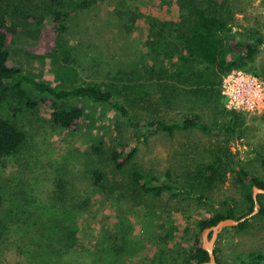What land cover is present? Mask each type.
<instances>
[{
    "label": "rangeland",
    "instance_id": "1",
    "mask_svg": "<svg viewBox=\"0 0 264 264\" xmlns=\"http://www.w3.org/2000/svg\"><path fill=\"white\" fill-rule=\"evenodd\" d=\"M88 1L85 9L67 4L62 8L69 15L54 55L50 52L56 37L50 34L56 25L52 16L43 17L46 8L40 0L0 3V12L12 29L10 58L15 66L54 82V70L60 66L76 68L79 83L114 81L133 117L131 122L100 107V126L82 125L71 131L53 125L52 108L30 110L11 97L15 105L0 103V114L28 133L19 153L0 163V264H37L39 260L42 264H188L196 241L203 240L201 220L226 215L230 210L237 216L248 211L246 189L237 172L244 169L264 181V168L257 155L264 153V112L228 108L221 88L228 72L196 61H191L188 69L197 75L186 74L174 84L155 76L138 81V73L170 64L163 53L157 58L147 48L145 16L178 21L176 0L164 1L171 3L169 6H162L160 0ZM11 3L20 11L11 8ZM226 7L232 35L238 40H247L250 33L263 36L254 59L245 68L264 78V0H228ZM123 21L129 31H125ZM131 85H141L149 95L143 100L124 89ZM196 116L215 129L194 127L169 133L147 131L145 127L154 118L173 122ZM137 120L138 126L134 124ZM230 122L236 129L234 135L216 129ZM97 137L109 147L132 144L135 159L124 170H113L107 160L96 159L89 152V144ZM212 165L217 173L198 174ZM95 166H105L112 173L118 184L114 190L77 191L76 203L68 197L66 202L54 197L61 180L75 183L78 179V187L91 186L90 173ZM136 170L174 188L159 194L145 192L133 181ZM31 190L44 201L50 196L66 205L79 204L87 197L89 208L73 222L55 221L56 232L47 227L27 234L23 229L27 216L22 212H27L34 201L29 196ZM260 196L264 203V193ZM258 203V211L246 219L244 229L228 227L220 234L215 249L223 264H264V214L259 213L262 205ZM119 215L123 217L118 219ZM52 222L50 219L48 226ZM256 255L262 258L256 259Z\"/></svg>",
    "mask_w": 264,
    "mask_h": 264
},
{
    "label": "trees",
    "instance_id": "2",
    "mask_svg": "<svg viewBox=\"0 0 264 264\" xmlns=\"http://www.w3.org/2000/svg\"><path fill=\"white\" fill-rule=\"evenodd\" d=\"M9 0H0L3 3ZM45 5L46 11L43 17L50 15L56 28L50 34L51 38L56 37L55 46L51 50V54H56L57 45L61 33L66 30V19L69 15L62 8L67 4L73 9H85L89 6L88 0H40ZM162 6H169L171 3H165L166 0H160ZM180 11V19L178 21H163L155 16H145L148 25V39L146 46L158 58L161 53L170 60L169 66H157L148 70L146 74L138 73L136 78L138 81L150 79L151 77H159L175 83L181 81L186 74L191 76L197 75L192 72L188 66L191 61L205 64L214 69H219L224 72H230L237 69H245L246 65L252 61L257 52V44L263 40V36L257 33H250L247 40H238L232 35L230 27V17L228 14V0H176ZM11 8L19 10L18 5H9ZM213 7V8H211ZM20 11V10H19ZM42 17V18H43ZM123 20V15L121 16ZM124 22V21H123ZM125 31H129L130 27L124 22ZM12 29L9 25L4 13L0 12V103L10 105L13 103L9 98L18 100L21 104L30 110H38L40 107L52 108L50 113V121L54 126L63 129L77 131L82 125L87 127H98L100 121V107H105L108 110L115 112L119 117L125 120H132V112L127 104V99L123 97L119 85L116 82H97L83 81L78 82L79 72L74 67H66L54 70L56 82L53 79L39 78L25 72L22 68L14 65L10 58ZM46 43V42H45ZM205 81V80H204ZM207 79L205 84L209 83ZM167 85L168 82H167ZM130 93L139 94V98L145 100L149 95L141 85L125 86ZM127 90V91H128ZM168 91V90H167ZM171 96V94H169ZM142 97V98H141ZM138 98V97H137ZM71 101H79L76 104L69 103ZM92 106H90V105ZM17 111V106H15ZM18 112V111H17ZM136 126L140 125L139 121H135ZM147 131H168L173 133L176 129H191L200 127L204 130L212 131L215 129L208 126L199 117L184 118L179 121L168 122L161 118H154L145 123ZM225 130L229 134L234 135L236 129L233 123L230 122L227 126L216 128ZM27 130L14 121L13 119L5 118L0 114V163L8 157L19 153L27 139ZM89 152L96 159H105L108 165L113 166V170H124L133 162L136 156V148L129 143H117L112 147L106 144L102 137L92 139L89 144ZM229 156H232V151L229 150ZM262 167L264 168V153L257 152ZM201 169V168H200ZM217 167L214 165L207 166L198 171V174L203 176L207 172L212 171L217 173ZM114 172V171H112ZM239 181L245 186L246 197L249 203V209L243 216H237L234 210H230L226 215L218 214L208 220L199 222L200 230H203L211 225H215L221 219L226 217L240 219L254 211L256 201L253 198L252 187L257 185L264 189V181L256 176H252L244 169L238 172ZM62 175H64L62 173ZM110 171L105 169V166H95L90 173V185L86 187H78V179L75 183L72 180H61L57 182L54 191V197L66 202V197L75 202V195L78 191L98 192L99 189L111 191L115 189L116 181ZM77 178L76 176H74ZM133 181L144 189L145 192H154L159 194L164 189L174 188L172 184H160L157 177L150 175L145 176L138 170L133 173ZM71 187L73 189H67ZM178 191H186L183 188H177ZM32 201L27 212H22L27 217L23 224L25 233H31L36 228L41 230H49L56 232L55 221L60 219L68 222L75 221V218L84 210H88L90 200L87 197L80 199L79 204L72 203L66 205L59 200H52L49 196L47 201H44L41 196L29 192ZM82 196V195H81ZM3 197L0 193V205ZM258 202L262 205L260 214H264V203L261 202V196L258 197ZM116 204V205H115ZM115 208L119 204L115 203ZM117 211V210H116ZM122 212V211H121ZM122 215L118 216L122 218ZM53 219V224L48 226V221ZM30 221L31 223H28ZM248 224L245 220L235 226L240 230L244 229ZM45 225V226H44ZM48 229V228H47ZM48 231V230H47ZM56 235V233H55ZM57 239V236L56 238ZM216 250V249H215ZM217 254V251H216ZM256 259H261V255H256ZM187 263L209 260L208 252L202 248L200 239L196 241V245L187 258ZM218 264H223L217 255ZM37 264H42L41 260ZM194 264V263H193Z\"/></svg>",
    "mask_w": 264,
    "mask_h": 264
},
{
    "label": "built area",
    "instance_id": "3",
    "mask_svg": "<svg viewBox=\"0 0 264 264\" xmlns=\"http://www.w3.org/2000/svg\"><path fill=\"white\" fill-rule=\"evenodd\" d=\"M221 88L228 108L252 114L264 112V78L256 73L232 70L223 77Z\"/></svg>",
    "mask_w": 264,
    "mask_h": 264
},
{
    "label": "water",
    "instance_id": "4",
    "mask_svg": "<svg viewBox=\"0 0 264 264\" xmlns=\"http://www.w3.org/2000/svg\"><path fill=\"white\" fill-rule=\"evenodd\" d=\"M264 193V189L254 185L253 188V198L256 201L254 211L251 214H248L240 219L226 217L218 221L215 225H211L202 232V248L205 249L209 254V260L198 261L194 264H218L217 254L215 250L216 242L220 237V234L225 228L234 227L240 224L241 222L245 221L251 215L256 213L259 209L258 203V194Z\"/></svg>",
    "mask_w": 264,
    "mask_h": 264
}]
</instances>
